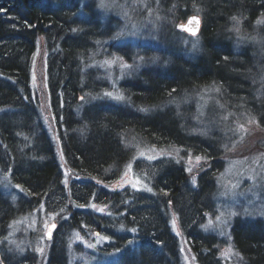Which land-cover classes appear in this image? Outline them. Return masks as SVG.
<instances>
[{
	"label": "trees",
	"instance_id": "1",
	"mask_svg": "<svg viewBox=\"0 0 264 264\" xmlns=\"http://www.w3.org/2000/svg\"><path fill=\"white\" fill-rule=\"evenodd\" d=\"M158 2L161 6L158 3L155 13L162 17L173 14V24L194 16L197 9L203 12L201 49L195 58L188 59L177 45H168L172 35H180L177 29L173 25L169 33L162 29L159 40L164 51L158 57L168 64L163 71L145 73L125 85L131 103L165 107L180 104L183 94L193 97L206 87H216L212 104L218 112L223 106V113L228 114L232 105L242 102L239 105L247 111L241 118L254 116L264 128V96L254 95L256 87L249 89L248 82L257 76L252 74L251 51L243 48L236 52L234 37L226 31L236 25L233 17L244 19L240 21L248 26L257 15H264V0ZM79 6V0H0V172L10 174L12 183L21 189L15 199L0 191V243L17 216L43 206L53 214L64 210L70 215L73 230L80 234L84 223L89 231L91 227L99 231L104 221L82 213L84 206L93 202L120 215L119 225L132 233L118 241L115 250L121 255L113 264H182L179 239L172 232L173 217L198 264H221L211 237L198 231L213 208L216 177L229 160L226 149L221 148L220 134L189 135L181 129L180 119H174L170 107L168 116L153 117L104 102L82 105L76 61L87 52L80 42L98 38L99 22L96 14L85 22L75 20ZM91 9L86 7V11ZM41 40L49 54L47 93H42L49 104L48 116L53 120L65 167L72 175L68 188L63 185L55 146L39 115L40 96L32 87V65ZM134 135L138 141L174 155V151L190 147L203 156L209 165L195 178L197 189L191 185L194 177L183 159L177 163L163 158L148 166L153 196L134 198L131 205L128 191L108 190L131 161L133 151L124 144ZM259 137L264 140V129ZM232 237L240 264H264L263 219L237 218ZM52 259L50 264H54ZM0 264H38V260L30 252L15 258L0 251Z\"/></svg>",
	"mask_w": 264,
	"mask_h": 264
},
{
	"label": "rangeland",
	"instance_id": "2",
	"mask_svg": "<svg viewBox=\"0 0 264 264\" xmlns=\"http://www.w3.org/2000/svg\"><path fill=\"white\" fill-rule=\"evenodd\" d=\"M79 1V15L75 16V20L85 22L93 18L92 14H96L99 22L96 32L98 38H87L80 42L87 47V52L79 55L76 61L81 77L80 103L90 105L104 102L122 108L129 107V111L153 117L155 114L168 116L169 111L166 110L170 107L176 115L173 114L174 119L176 121L180 119L181 129L189 135L209 137L213 132L220 134L221 148L226 149L229 160L225 169L216 177L213 208L198 231L204 237H211L216 247L215 255L221 264H240V254L236 250L232 237V227L236 219L264 220V140L259 139L264 128L260 126L257 119H253L254 116L241 118L242 113L247 111L245 109L247 107L239 105L242 102H238V106L232 105L228 114L223 113V106L218 112L212 104L218 91L216 87H206L198 95L193 94V97L189 94L191 92H186L189 95L183 94L180 104L174 102L165 107L156 108L155 104L152 107L140 104L134 106L131 103L132 96L127 93L125 85L142 78L145 73L163 71L168 64V61L164 62V59L158 57L160 51H164L161 46L163 43L159 40L161 30L164 29L166 33H169L172 25L174 29H177L180 35H172L168 45H177L178 50L183 51L188 59L195 58L201 49L202 30L200 29L195 36L189 35L182 29L181 33L178 30L179 23L173 24V14L166 13L162 17L155 13V7L158 9L159 5L161 6L158 0ZM87 6L92 7L90 12L86 11ZM163 11L166 12L164 8ZM202 15L203 12L200 9H197L194 14L201 18L203 23ZM187 19L181 23H185ZM240 20L244 19L238 18L236 25L232 26L233 28L228 26L226 31L232 33L234 37L232 41L237 49L236 52L243 48L250 49L252 74H257L259 77L257 79V76H252L253 79L248 82L251 86L249 89L256 87L257 91L254 95L264 96V15H257L248 26ZM229 23H231L230 20ZM42 42V40L39 42L33 60L32 87L34 94L40 96L39 115L55 146L57 160L64 176L63 185L68 188L72 175L65 167L53 120L48 116L49 104L42 93V91L47 93L45 82L49 58L48 51ZM152 81H155V75ZM117 95L122 96L123 99H116ZM220 97L223 99L221 95ZM261 106H264L263 102ZM191 107L193 110L190 111ZM232 111L240 112V115L236 116ZM137 139L134 135L128 144H124L133 151L131 161L120 172L118 182L107 186L108 190L128 191L131 205L136 198L153 196V177L148 172V166L154 165L163 158H173L177 163L183 159L182 162L187 171L194 177L191 185L193 189H197V184L193 181L196 182L195 178L209 165L203 156H197L198 154L190 147L182 152L174 151V155L172 151L156 148ZM141 163L144 166H141ZM0 191L15 199L19 196L21 189L12 183L10 174L1 173ZM82 210L83 215L88 213L104 221L103 228L96 231L91 227L92 231H89L84 223L80 234L73 230L69 220L70 215L64 210L53 214L43 206L33 212L17 216L12 221L5 241L0 243L1 253L7 251L17 258L30 252L37 257L38 264H50L52 257L54 264H113L117 262L118 256L121 255V252L115 250L118 247V241L132 236V233L119 225L120 215L110 212L107 206L96 205L93 202L84 206ZM173 219L172 232L179 239L182 264H198L190 246L185 244L178 231L175 224L176 217ZM54 223L58 227L53 234V241L47 242L48 227Z\"/></svg>",
	"mask_w": 264,
	"mask_h": 264
},
{
	"label": "water",
	"instance_id": "3",
	"mask_svg": "<svg viewBox=\"0 0 264 264\" xmlns=\"http://www.w3.org/2000/svg\"><path fill=\"white\" fill-rule=\"evenodd\" d=\"M199 19V24L197 25L195 23V21H193L192 23H189V19L187 21V23L184 25L185 28L187 29H191V31H186L189 35H192V36H195V35H198V33L200 32V29H201V25H202V22H201V19L199 17H197ZM195 32V35H193L192 33ZM54 225V227H53ZM57 224L54 223L52 224L51 226L48 227V231L46 233V241L47 242H51L53 239V234L54 232L57 230Z\"/></svg>",
	"mask_w": 264,
	"mask_h": 264
},
{
	"label": "snow or ice",
	"instance_id": "4",
	"mask_svg": "<svg viewBox=\"0 0 264 264\" xmlns=\"http://www.w3.org/2000/svg\"><path fill=\"white\" fill-rule=\"evenodd\" d=\"M233 20H237V18L236 17H233ZM193 21H195V23L198 25L199 24V19L197 18V17H193V18H191L190 20H189V23H192ZM239 21H237V23H238ZM182 27V29L183 30H186V31H191V29H187V28H185L183 25L181 26ZM193 35H195V32H193L192 33ZM107 95H112L111 93H107ZM116 99H123V97L122 96H119V95H117L116 97H115ZM199 157L197 158V160L199 161ZM193 183H195V181H193ZM53 227H54V225H53ZM42 251V250H41Z\"/></svg>",
	"mask_w": 264,
	"mask_h": 264
}]
</instances>
